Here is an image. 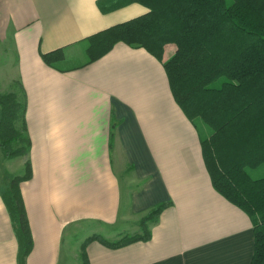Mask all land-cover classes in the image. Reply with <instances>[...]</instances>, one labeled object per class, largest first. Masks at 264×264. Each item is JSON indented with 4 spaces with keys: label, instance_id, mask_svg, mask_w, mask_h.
I'll return each mask as SVG.
<instances>
[{
    "label": "crops",
    "instance_id": "obj_1",
    "mask_svg": "<svg viewBox=\"0 0 264 264\" xmlns=\"http://www.w3.org/2000/svg\"><path fill=\"white\" fill-rule=\"evenodd\" d=\"M106 1L0 0V41L13 54L2 77L25 92L31 141L13 162L22 173L28 158L32 166L21 183L33 238L25 264H250L252 219L214 188L163 61L124 42L73 61L89 36L148 11L138 2L103 10ZM58 48L66 57L47 63L43 53ZM15 173L0 169V264H20L3 198ZM167 201L149 239L83 246L95 234H137L141 217Z\"/></svg>",
    "mask_w": 264,
    "mask_h": 264
},
{
    "label": "trees",
    "instance_id": "obj_2",
    "mask_svg": "<svg viewBox=\"0 0 264 264\" xmlns=\"http://www.w3.org/2000/svg\"><path fill=\"white\" fill-rule=\"evenodd\" d=\"M106 2L100 3L103 10L138 2L148 11L89 36L88 61L117 42L144 47L163 61L177 103L190 119L198 117L210 129L201 144L214 188L252 219L250 264H264V175L254 177L248 170L264 164V0ZM167 43H174L176 50L165 60ZM43 58L54 64L65 58V51L45 52ZM26 108L25 92L22 97L14 91L0 93V148L6 158L29 155ZM31 175L28 158L25 172L12 177L3 195L17 228L20 264L33 245L21 189ZM170 204L160 202L141 217L143 233L112 241L95 234L83 246L90 240L119 247L149 239V222Z\"/></svg>",
    "mask_w": 264,
    "mask_h": 264
},
{
    "label": "rangeland",
    "instance_id": "obj_3",
    "mask_svg": "<svg viewBox=\"0 0 264 264\" xmlns=\"http://www.w3.org/2000/svg\"><path fill=\"white\" fill-rule=\"evenodd\" d=\"M108 2H109V0H108ZM85 42L86 43L84 45L81 44L80 46L75 48L77 51V54L74 57H72L73 61L78 62L80 60H82V61H86V59L88 60L87 48L89 47L88 46L89 40H87ZM5 46L8 47L7 43H3L2 41H0V93L4 94V93H9V92L14 91V92H18L20 97H22V90H21L19 82H17V81L10 82L8 80L3 81V77H2L3 64L8 58L13 60L12 51L10 50V52H8V53L5 52V49H7V48H5ZM175 50H176V45L174 43H167L165 45V50H164V54H163L165 60L168 59L175 52ZM84 55H85V60H84ZM65 57H66V55H65ZM72 59L69 60L70 63H71ZM189 120L195 125L200 137L208 135L210 129L207 125H205V123L200 118H198V117H195L194 119L189 118ZM20 124L21 123L18 121L17 125L20 126ZM18 160H20V157H18V156L5 159L3 157L1 149H0V169L9 168V169H12V171L16 172L15 175L22 174L23 170L20 169V166L18 164L13 163V162H17ZM248 170L252 174V176H254V177L263 176L264 175V164H262L258 167L248 168ZM140 228H141V231H139L138 233H143L142 227H140ZM82 259H83V257H82ZM79 260L81 261V259H79V256H78V261ZM73 263H77V262L75 261Z\"/></svg>",
    "mask_w": 264,
    "mask_h": 264
}]
</instances>
